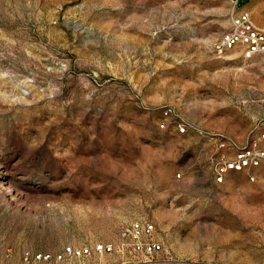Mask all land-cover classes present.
Segmentation results:
<instances>
[{
  "label": "rangeland",
  "instance_id": "374dc122",
  "mask_svg": "<svg viewBox=\"0 0 264 264\" xmlns=\"http://www.w3.org/2000/svg\"><path fill=\"white\" fill-rule=\"evenodd\" d=\"M234 3L0 0V264L138 219L170 264H264V164L218 182L212 160L264 125V54L216 50Z\"/></svg>",
  "mask_w": 264,
  "mask_h": 264
},
{
  "label": "built area",
  "instance_id": "2783aa9c",
  "mask_svg": "<svg viewBox=\"0 0 264 264\" xmlns=\"http://www.w3.org/2000/svg\"><path fill=\"white\" fill-rule=\"evenodd\" d=\"M240 46L247 56L264 54V23H257L247 10H240L235 0L232 25L223 34L216 50L223 53L229 48ZM170 107H164L160 127L167 126L172 117ZM178 133H185L187 126L175 120ZM217 155L214 174L218 182L224 181L231 171L250 170L264 164V125L258 137L241 143L231 138L217 140ZM255 180L253 173L249 174ZM9 255L11 250H8ZM171 252L160 238L155 223L138 219L126 224L117 242H95L84 245H64L57 251L24 250L17 262L7 264H170Z\"/></svg>",
  "mask_w": 264,
  "mask_h": 264
}]
</instances>
